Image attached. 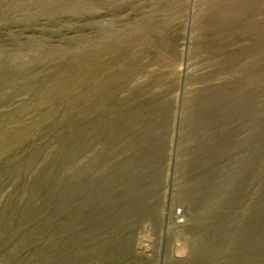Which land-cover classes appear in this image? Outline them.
Wrapping results in <instances>:
<instances>
[{"label":"rangeland","instance_id":"1","mask_svg":"<svg viewBox=\"0 0 264 264\" xmlns=\"http://www.w3.org/2000/svg\"><path fill=\"white\" fill-rule=\"evenodd\" d=\"M0 147V264H264V0H0Z\"/></svg>","mask_w":264,"mask_h":264},{"label":"bare ground","instance_id":"2","mask_svg":"<svg viewBox=\"0 0 264 264\" xmlns=\"http://www.w3.org/2000/svg\"><path fill=\"white\" fill-rule=\"evenodd\" d=\"M107 45V44H106ZM105 45V46H106ZM96 47V46H95ZM97 57V56H96ZM98 58H100V57H98ZM85 71V70H84ZM118 77V75H113V76H111L110 77V79H112V80H114V79H116ZM82 78H80L79 77V79H78V81H80ZM60 84V83H59ZM58 84V85H59ZM99 84H101V83H99ZM71 86V85H70ZM98 87V85H95V87L93 88V87H90L89 88V90L86 92H80V93H77V95H76V97H77V99H75V101H74V103L75 102H79L80 100H85V99H88L89 101H92V100H94L95 98H97V97H99V99H97V101H99V102H101L102 100H103V93H98V92H96V88ZM58 91V90H57ZM103 92V91H102ZM42 93V92H41ZM59 94V93H58ZM63 94V93H62ZM49 98V97H48ZM36 99V98H35ZM82 104V103H81ZM89 105V104H88ZM88 107V106H87ZM89 108V107H88ZM84 111H87V108L84 110ZM36 121V120H35ZM38 123V122H37ZM28 128V127H27ZM2 137V136H1ZM12 139H14V138H12ZM9 140V139H8ZM10 141V140H9ZM10 143V142H9ZM11 145V144H10ZM1 148V147H0ZM49 154V153H48ZM47 157V156H46ZM22 161V160H21ZM24 163V162H23ZM26 163H28L29 164V162H26ZM178 189V188H177ZM192 191V190H191ZM196 191V190H195ZM179 194V193H178ZM172 217V216H171ZM195 249H197V248H195ZM199 249V248H198ZM221 250H222V248H220ZM225 250H227V249H225ZM216 251V250H215ZM222 251H224V250H222ZM230 251V250H229ZM201 252H202V250H201ZM211 252V251H210ZM224 253H225V251H224ZM197 254V253H196ZM201 254V253H200ZM211 254H213V253H211ZM215 254H216V252L213 254V256L215 257ZM231 254V253H230ZM233 255H234V252L232 253ZM198 256V255H197ZM196 256V257H197ZM205 256V255H204ZM211 256V255H210ZM209 256V257H210ZM222 256V255H221ZM207 257V256H206ZM225 257V256H224ZM229 257V256H228ZM220 258V257H219ZM196 259V258H195ZM200 259V258H199ZM228 259V258H227ZM213 260V259H212ZM215 260V259H214ZM217 260V259H216ZM215 260V261H216ZM223 260V258L221 259V261ZM226 260V259H225ZM193 261V260H192ZM191 261V262H192ZM220 261V262H221ZM224 261V260H223ZM228 261V260H227ZM207 262H208V260H207ZM203 263V262H202ZM215 263V262H214Z\"/></svg>","mask_w":264,"mask_h":264}]
</instances>
